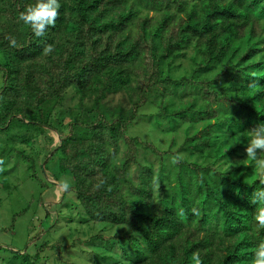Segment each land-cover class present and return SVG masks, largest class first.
I'll return each mask as SVG.
<instances>
[{
	"label": "trees",
	"instance_id": "1",
	"mask_svg": "<svg viewBox=\"0 0 264 264\" xmlns=\"http://www.w3.org/2000/svg\"><path fill=\"white\" fill-rule=\"evenodd\" d=\"M35 3L0 0V132H16L3 154L18 153L37 178L17 146L48 139L40 170L73 178L60 199L74 213L72 240L27 252L43 228L27 259L195 264L198 253L201 264H251L264 241L251 203L261 170L245 151L264 124V0H59L42 37L18 19ZM163 117L173 129L159 127ZM173 155L182 159L167 168ZM75 245L86 252L77 263L63 256Z\"/></svg>",
	"mask_w": 264,
	"mask_h": 264
},
{
	"label": "rangeland",
	"instance_id": "2",
	"mask_svg": "<svg viewBox=\"0 0 264 264\" xmlns=\"http://www.w3.org/2000/svg\"><path fill=\"white\" fill-rule=\"evenodd\" d=\"M2 80L0 72V86L2 85ZM117 99L118 97H115V101ZM68 100L71 99L68 98ZM67 103L72 105L70 101ZM151 108V104H148L143 110ZM152 113L148 112L147 115L150 116ZM148 120L154 121V117L151 116ZM162 120L163 124L159 126L160 128L167 131L173 129L172 125L169 124L168 118L163 117ZM182 131L183 129L180 130V133ZM29 133L30 136H35L33 130ZM10 134L15 135L16 132H0V162H2L0 163V245L2 246L0 247V264H32L34 259H31V262L27 259L25 247L29 239L38 234L39 231H42L43 228H48L47 232L44 236L39 237L35 245L31 244L27 252H34L37 249L36 246H39L44 241L59 240L64 242L73 238L70 234L71 225L67 226L64 223L65 217L73 214L74 211L70 210L71 206L68 208L66 205L61 206L63 199H60L64 192L62 182L66 180L71 186L73 185V178L70 175H65L59 180H54L55 171L51 170L48 174L41 172L39 164L44 163L45 155L50 147V141L44 136L40 137V142L28 141L29 144L27 145L18 144L17 146L19 149H26L28 154L37 161V169L40 174L37 178L32 177L28 168V161L25 158L19 156L16 152L11 155H9L10 152L3 154V151L7 150L6 148H13ZM153 134L156 139H159L158 130H155ZM161 137L164 138L162 135ZM162 146L165 149L168 147L167 143ZM149 157L152 162L156 163V165L158 164L155 156L149 155ZM171 164V159H167V168ZM23 209H27V211L17 219L15 228L11 230L5 229L4 227L11 224L13 214ZM87 228H89L88 225ZM97 230L98 228H95V231ZM114 233H120V230L113 228L109 230V234ZM17 251L23 252L18 253ZM79 251L86 254L79 245H75L70 251L64 252L63 256L77 263L83 257L82 254H79ZM49 253V251L45 253L44 257L46 260L49 259ZM44 257L34 262L41 264Z\"/></svg>",
	"mask_w": 264,
	"mask_h": 264
},
{
	"label": "clouds",
	"instance_id": "3",
	"mask_svg": "<svg viewBox=\"0 0 264 264\" xmlns=\"http://www.w3.org/2000/svg\"><path fill=\"white\" fill-rule=\"evenodd\" d=\"M61 5L59 0H36L35 4L28 5L23 11L19 12V21L29 26L36 37L44 36L48 27H55L57 19L60 16ZM16 41L10 40V45L15 46ZM54 51L53 44H46L43 48V53L48 55ZM247 160L254 161L255 167L261 170L259 183L262 187L256 189L251 198V203L258 205L253 216L254 221L259 228L264 229V124L251 130V139L245 149ZM180 155H173L171 163L173 165L180 162ZM2 163V162H0ZM103 183V182H101ZM153 184L158 189L159 183L154 179ZM63 188L67 191L70 188L69 183L65 180L62 182ZM97 189L101 184L95 186ZM110 190V189H109ZM192 212L199 215V210L196 207L192 208ZM179 215H183V210H180ZM195 264H201L198 253L193 254ZM251 264H264V241L260 242L254 253Z\"/></svg>",
	"mask_w": 264,
	"mask_h": 264
}]
</instances>
